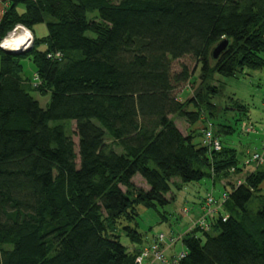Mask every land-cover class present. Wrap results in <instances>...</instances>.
I'll list each match as a JSON object with an SVG mask.
<instances>
[{
  "label": "trees",
  "instance_id": "16d2710c",
  "mask_svg": "<svg viewBox=\"0 0 264 264\" xmlns=\"http://www.w3.org/2000/svg\"><path fill=\"white\" fill-rule=\"evenodd\" d=\"M5 1L0 41L17 26L33 39L18 54L0 49V264H137L147 242L139 207L168 206V195L208 177L205 169L241 171L215 132L218 151L203 143L202 106L214 105V76L264 68V0ZM221 41L227 47L212 60ZM24 59L37 83L21 77ZM198 69L210 99L179 100ZM32 92L49 95L45 108ZM238 180L209 228L181 237L176 264H264V169Z\"/></svg>",
  "mask_w": 264,
  "mask_h": 264
},
{
  "label": "rangeland",
  "instance_id": "374dc122",
  "mask_svg": "<svg viewBox=\"0 0 264 264\" xmlns=\"http://www.w3.org/2000/svg\"><path fill=\"white\" fill-rule=\"evenodd\" d=\"M117 2L118 0H113ZM91 18V16H89ZM19 27V26H17ZM15 27V28H17ZM21 27V26H20ZM15 28L13 31H15ZM36 37H43L46 35L45 24H40L34 28ZM23 32L30 33L26 28H22ZM10 32L7 36L0 41V46L5 39L12 35ZM29 46L31 45L33 36L30 33ZM26 50V49H25ZM22 52V51H21ZM182 63L189 64L188 58L182 59ZM22 71L21 77L28 79L31 83H37L36 68L30 59H24L21 61ZM178 68V64H174V69ZM199 69L197 70L193 83H188L185 88L178 91V99L184 101L186 96L198 92L200 96L208 98V95L204 92L203 85L199 84L197 79ZM191 82V81H190ZM213 86L217 87V93L211 98L213 107L207 106L203 108V121L208 123V132L210 127L212 129L211 135L215 132L219 137L222 145L226 148H232L236 150L237 157L239 160V168L241 171L234 174L233 169L230 171V175L224 177L214 176L211 171L205 169V173H208V177H204L200 182L187 185V190L175 192V195H168L170 204L164 208H158L157 211L144 209L143 207L138 208L139 219L138 231L140 233H147V242L143 243L137 253L144 250L146 247L152 245L154 242H159V250L164 254L167 264H173L176 260H179L183 256L185 250L181 242V237L187 232H190L197 227L207 230L209 228V220L216 216L219 211H222L224 203L222 202L221 196L230 189V183L241 179L250 173L253 169H264V163L253 164L247 163L255 152L260 150V146L263 141V127H264V68L258 70H246L242 75H238L236 78L214 76L212 83ZM181 91V92H180ZM34 97L42 108H45L49 102V95L42 97L32 92ZM210 99V98H208ZM204 100V99H203ZM235 102L240 103L246 111H239ZM246 113L245 116L241 115ZM172 120L176 124L177 128L182 132L186 131L188 125L183 118L172 117ZM68 122H54L52 124H67ZM217 124L232 126L235 130L231 135L219 134ZM196 126V125H195ZM204 127L203 122H199L197 129L200 130ZM67 130L71 133L75 129V124L71 123L68 125ZM214 130V131H213ZM207 131L203 130L202 140L206 137ZM213 140L216 137L213 136ZM73 141L77 143V138L73 137ZM212 148L210 141L206 143ZM213 150V148H212ZM218 151V150H215ZM248 154V155H246ZM245 160L246 166L243 167V160ZM245 157V158H244ZM133 184L138 188H144V183L139 178L133 179ZM238 182H240L238 180ZM196 187L199 192H195L199 196L193 197L195 203H189L182 199L186 193H191L190 189ZM195 195V194H194ZM207 198H214L215 203L212 205L207 203ZM198 202V204H196ZM259 203L257 199L252 197L248 204V209L251 212L256 211ZM222 213V212H221ZM160 214L167 216L166 220L161 222ZM170 214V215H167ZM223 214V213H222ZM121 243L125 246H129L126 239H122ZM174 254V256H172ZM136 256V257H137ZM136 262V259H135ZM150 264H162L155 262ZM175 264V263H174Z\"/></svg>",
  "mask_w": 264,
  "mask_h": 264
},
{
  "label": "built area",
  "instance_id": "2783aa9c",
  "mask_svg": "<svg viewBox=\"0 0 264 264\" xmlns=\"http://www.w3.org/2000/svg\"><path fill=\"white\" fill-rule=\"evenodd\" d=\"M16 29L17 28H15V30ZM12 33H14V31H12ZM29 41L30 39H28L26 43H28ZM205 131H207V133H206V137H204L203 139V143L206 144L208 141H210L211 143H213L212 148L214 150H219L220 149L219 142L216 140H213V136L211 135L212 133L211 129L209 132H208V129H206ZM263 135H264V127H263ZM247 163H253V164L257 163L258 165L264 163V137H263L260 150L258 152H255L253 155H251V158L248 160ZM221 199H222V202L224 203L227 200V194L226 193L222 194ZM216 201L214 198H207V203L210 205H212ZM153 261L160 262L162 264H167L166 262L167 260L165 259L164 254L159 250V242L157 241L154 242L152 245L146 247L144 250L140 251L139 255L136 257L137 264H150V263H153ZM177 261L178 260H176V262L174 263L176 264Z\"/></svg>",
  "mask_w": 264,
  "mask_h": 264
},
{
  "label": "bare ground",
  "instance_id": "6f19581e",
  "mask_svg": "<svg viewBox=\"0 0 264 264\" xmlns=\"http://www.w3.org/2000/svg\"><path fill=\"white\" fill-rule=\"evenodd\" d=\"M30 36V33L23 32L22 28L19 26L12 35H9L5 41L2 42V46L7 50H16L26 44Z\"/></svg>",
  "mask_w": 264,
  "mask_h": 264
},
{
  "label": "water",
  "instance_id": "95a60500",
  "mask_svg": "<svg viewBox=\"0 0 264 264\" xmlns=\"http://www.w3.org/2000/svg\"><path fill=\"white\" fill-rule=\"evenodd\" d=\"M29 47V43H26L22 45L21 48H17L16 50H10V49H5L3 46H0V49L3 50L4 52L11 53V54H18L21 51H24ZM227 47V41H221L219 42L212 50L210 53V57L212 60H216L221 53L226 49Z\"/></svg>",
  "mask_w": 264,
  "mask_h": 264
},
{
  "label": "crops",
  "instance_id": "0c3cea01",
  "mask_svg": "<svg viewBox=\"0 0 264 264\" xmlns=\"http://www.w3.org/2000/svg\"><path fill=\"white\" fill-rule=\"evenodd\" d=\"M6 6H7L6 1H5V0H0V18H1V16H2V14H3V12H4L5 8H6ZM21 28H23V27H21ZM26 30H27V29H26ZM27 31H29V30H27ZM29 32H30V31H29ZM30 33H31V32H30ZM31 34H32V33H31ZM187 187H188V186H185L183 190H187V189H186ZM188 189H190V192H191V193H186L185 196L183 195L182 199H183L184 201H188L189 203H195V200H194L193 197H197V196H199V194H198V195L196 194V193L199 192V191H198V189H197L196 187H193L192 189H191V188H188ZM195 192H196V193H195ZM194 194H195V195H194ZM196 204H198V202H196ZM198 205H199V204H198ZM172 256H174V254H172Z\"/></svg>",
  "mask_w": 264,
  "mask_h": 264
},
{
  "label": "clouds",
  "instance_id": "9594fccd",
  "mask_svg": "<svg viewBox=\"0 0 264 264\" xmlns=\"http://www.w3.org/2000/svg\"><path fill=\"white\" fill-rule=\"evenodd\" d=\"M18 28V27H17Z\"/></svg>",
  "mask_w": 264,
  "mask_h": 264
}]
</instances>
